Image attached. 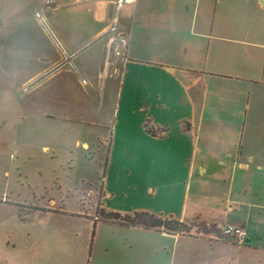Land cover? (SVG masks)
<instances>
[{"label": "crops", "instance_id": "obj_1", "mask_svg": "<svg viewBox=\"0 0 264 264\" xmlns=\"http://www.w3.org/2000/svg\"><path fill=\"white\" fill-rule=\"evenodd\" d=\"M27 1L14 2L23 5L19 18L0 1V129L6 99L23 87L24 124L44 141L75 139L88 109L73 63L94 48L84 73L99 57L110 79V117L86 122L106 130L97 136L106 153L96 212H146L205 233L95 217L88 264H264V0H134L119 9L112 0H55L50 9ZM44 6L57 24L41 33L40 67L17 74V50L32 33L25 14L33 20ZM226 225L243 228L247 243L215 240ZM26 252L21 263L31 264Z\"/></svg>", "mask_w": 264, "mask_h": 264}, {"label": "rangeland", "instance_id": "obj_2", "mask_svg": "<svg viewBox=\"0 0 264 264\" xmlns=\"http://www.w3.org/2000/svg\"><path fill=\"white\" fill-rule=\"evenodd\" d=\"M0 1L12 4L15 17L19 18L22 4L14 5L16 0ZM27 3L37 5L36 0ZM51 3L55 4V0ZM45 6L50 9L47 2ZM45 6L37 9L33 20L25 14L24 27H30L32 33L29 43L17 50V74L40 67L36 65L34 53L39 49L41 33L44 29L49 32L48 28L57 24V18L44 11ZM110 15L116 16L113 10ZM93 49L81 52L73 63L79 69L76 76L81 86L80 101L86 104L80 106L88 109L81 115L85 125L79 126L81 132L75 139L49 137L44 141L35 127L24 124L23 118L27 115L23 113V87L11 99H6L7 123L0 129V264H22L24 254L19 253L25 251L33 257L31 264H88L106 153L105 142L97 136H105L106 130L90 128L86 122L104 124L110 117V105L107 100L103 102L110 83L107 66L100 69L97 57L87 64L89 75L83 71L82 66L88 62ZM84 90L89 97L86 98ZM75 140L79 141L78 145ZM44 146L48 149H43ZM104 227L113 231L111 226ZM41 240L45 241L43 246Z\"/></svg>", "mask_w": 264, "mask_h": 264}, {"label": "trees", "instance_id": "obj_3", "mask_svg": "<svg viewBox=\"0 0 264 264\" xmlns=\"http://www.w3.org/2000/svg\"><path fill=\"white\" fill-rule=\"evenodd\" d=\"M146 132L151 136H158L160 133L154 131L147 126ZM96 218L99 221L116 224L123 227H138L147 230H157L171 234L189 235L194 229L196 233L205 234L203 228L196 225H187L177 220L167 217L162 218L148 214L146 212H136L132 215H120L114 212H106L104 210H98L96 212Z\"/></svg>", "mask_w": 264, "mask_h": 264}, {"label": "built area", "instance_id": "obj_4", "mask_svg": "<svg viewBox=\"0 0 264 264\" xmlns=\"http://www.w3.org/2000/svg\"><path fill=\"white\" fill-rule=\"evenodd\" d=\"M52 0H47V5H51ZM113 4L115 5L116 9H119L124 4H131L134 0H112ZM114 31V27L111 28V32ZM114 43V38L109 39V49L112 51V46ZM120 43L123 47L127 46V39L122 38L120 39ZM115 55L118 56L119 52L116 51ZM215 240L218 241H230L234 242L237 245H245L247 243V235L243 228L235 226V225H226L224 226L220 233L215 236Z\"/></svg>", "mask_w": 264, "mask_h": 264}]
</instances>
